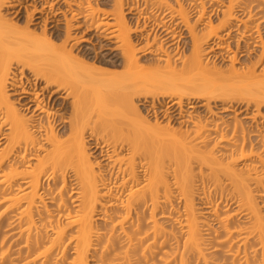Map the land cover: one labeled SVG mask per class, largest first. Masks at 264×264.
I'll return each instance as SVG.
<instances>
[{"label": "bare ground", "instance_id": "obj_1", "mask_svg": "<svg viewBox=\"0 0 264 264\" xmlns=\"http://www.w3.org/2000/svg\"><path fill=\"white\" fill-rule=\"evenodd\" d=\"M30 1L0 0V264H264V0Z\"/></svg>", "mask_w": 264, "mask_h": 264}, {"label": "rangeland", "instance_id": "obj_2", "mask_svg": "<svg viewBox=\"0 0 264 264\" xmlns=\"http://www.w3.org/2000/svg\"><path fill=\"white\" fill-rule=\"evenodd\" d=\"M32 1V0H31ZM31 1L30 2H27V3H25V4H23L24 6H25V11L27 10L28 11V13L30 12V9H31V6H33V4L31 5L30 3H31ZM40 1V0H39ZM38 0L36 1L37 2V4H39L40 2H39ZM48 1H50V0H48ZM97 1H99L100 3L102 2V1H104V0H97ZM109 1V0H108ZM221 1H223V0H217V2H214L213 3V5H215V8H214V6H213V9L214 10H216V12H218V10H219V8H220V3H221ZM35 2V3H36ZM56 1L54 0V2H48V3H50V4H48L47 2L45 3V1H44V4H42V11L39 13V14H37L38 16L39 15H48V13H49V15L51 16L52 14L51 13H53V14H55L54 12H53V10L54 11H56V9H57V7H56V5L58 6L59 5V3L60 2H56ZM106 2H107V0H106ZM42 3V2H41ZM108 3V2H107ZM36 4V5H37ZM20 6L18 9H17V6H13L11 9H8L7 11H5V14H6V16L8 17V18H10V19H12V20H23L24 19V17H25V12H24V6ZM40 5V4H39ZM106 4H104V6H105ZM38 6V5H37ZM108 8V6L106 5V7H105V9H107ZM209 9V8H208ZM125 12H126V10H125ZM215 12V11H214ZM42 13V14H41ZM215 14L216 13H213L212 15H211V17L212 18H215ZM44 17V16H43ZM127 17H130L129 15H127ZM60 20L62 21V18L61 19H59V22H57V24L56 23H52V25H54V24H56L55 26H56V30H59V32H61L62 30H63V24H62V22H60ZM72 21H74V20H72ZM71 21V25L73 24V26H74V22H72ZM36 21H34V23H35ZM34 25H36V24H34ZM34 25H32V24H30V27L32 28ZM41 25V24H40ZM51 25V26H52ZM58 26V27H57ZM73 26H70V28L72 29V30H74V33L71 31L70 32V35H71V37H73V35L72 34H76V33H78V31H80L81 30V28H80V30H78V27L76 28V26H75V29H73L74 27ZM34 27H36V26H34ZM73 27V28H72ZM198 27H200V26H198ZM49 29L50 28V26H48V27H46V29ZM54 29V28H53ZM77 29V30H76ZM199 29V28H198ZM56 30H53L54 32L56 31ZM75 30H76V33H75ZM83 30V29H82ZM83 34H85L84 32H83ZM83 34H81V36H78L77 35V37H79L80 39H81V37H83ZM92 34V33H91ZM94 34V33H93ZM93 34H92V36L90 35V37H88V35H84L85 37L87 36V38H85V39H89V41H87V42H85V41H82V42H80L81 40H79V42H77V44L75 45V49H74V52L75 51H77L78 49H81L82 51L83 50H86V48H88L89 46H95L98 42L97 41H99V40H101L100 38V36H98L97 38H99V39H97L96 38V35H94L95 36V38H96V40L94 41L93 40ZM93 37V38H92ZM84 38V37H83ZM82 38V39H83ZM97 42V43H96ZM178 46H177V49H179L180 51H181V48H182V45L184 44V46L186 45L187 46V44H188V38H187V35L185 34V33H183L180 37H179V39H178ZM90 44V45H89ZM91 44H93V45H91ZM86 46V47H84V46ZM79 46V47H78ZM81 46H83V48H85V49H83ZM93 46V48H95V52H96V46L94 47ZM103 47H101V48H99V51H98V49H97V51H98V53L100 52V54L102 53V56L105 54L106 56H108L107 54L109 53V56H110V58H112L113 60H115L114 59V57H113V52H107V51H105V49L106 50H108V48L109 47H105V48H103ZM111 49V51H113V49L112 48H109V50ZM104 50V51H103ZM102 51V52H101ZM257 51H258V48H252V50H250L249 51V53H248V56L247 57H254V54H256L257 53ZM107 52V53H106ZM97 53V52H96ZM113 53V54H112ZM112 54V55H111ZM99 55V54H98ZM104 55V56H105ZM115 55V54H114ZM101 56V55H100ZM109 56H108V58H109ZM239 57V56H238ZM246 57V58H247ZM246 58H244V59H246ZM238 59H240V60H242L241 58H238ZM219 60H216V62H218ZM221 63L220 62H218V64L217 65H220ZM17 96H15V98H16ZM145 105H147V104H145ZM212 107H213V105H211ZM188 106H185L184 107V109H183V111H185V109H187V111H190L191 113H192V115H201V116H208L209 114H205L206 113V109H205V107H204V105H203V103L202 102H200V103H194V104H192V107L191 108H187ZM221 106H219V104H217L216 105V107H213L214 109H213V114H214V117H215V119H220V120H224V121H226V122H229V121H232V119H234V118H236V119H238V120H242L243 122L245 121V122H248L249 120L248 119H244V118H242L243 116H244V113H243V107L241 108V105L239 106V109H238V107L235 109V106L233 107V108H220ZM140 108L142 109L143 107L142 106H140ZM165 107H163L162 106V108H161V110H163ZM228 109V110H227ZM235 109V110H234ZM241 109V110H240ZM251 110V109H250ZM249 110V111H250ZM242 111V112H241ZM176 112H173V110H166V111H161V112H158V115H157V119H158V121H160L161 122V124H164V122L166 121V120H172L174 117H172V116H174V114H175ZM262 113H264V110H262ZM262 115H264V114H262ZM222 118V119H221ZM173 123L175 122L174 120L172 121ZM257 122H259V121H257ZM90 143H91V141H89Z\"/></svg>", "mask_w": 264, "mask_h": 264}]
</instances>
